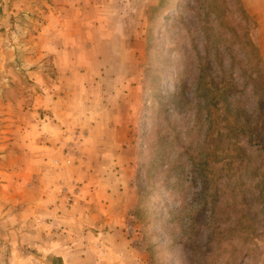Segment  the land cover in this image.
<instances>
[{
  "label": "rangeland",
  "instance_id": "rangeland-1",
  "mask_svg": "<svg viewBox=\"0 0 264 264\" xmlns=\"http://www.w3.org/2000/svg\"><path fill=\"white\" fill-rule=\"evenodd\" d=\"M52 2L0 0V264L15 263L11 241L23 239L8 219L20 209L16 185L37 183L21 137L25 103L39 93L26 73L37 67L26 61V42ZM149 27L135 104L121 109L123 172L99 173L97 183H131L137 206L126 231L146 264H264V153L238 140L235 162L228 157L236 139L212 98L235 84L231 98L250 111L260 97L250 78L264 73V0H161ZM84 149L71 141L55 168L89 163L88 183L103 157Z\"/></svg>",
  "mask_w": 264,
  "mask_h": 264
},
{
  "label": "crops",
  "instance_id": "crops-1",
  "mask_svg": "<svg viewBox=\"0 0 264 264\" xmlns=\"http://www.w3.org/2000/svg\"><path fill=\"white\" fill-rule=\"evenodd\" d=\"M160 2L53 0L48 22L26 42V61L37 65L26 73L39 93L25 103L21 137L37 183L17 184L12 198L20 209L8 219L23 238L11 241L14 264H146L126 231L137 206L131 183L97 181L118 165L123 172L128 120L121 109L135 104ZM71 141L103 157L88 183L82 167L89 163L54 166ZM115 237L121 243H111Z\"/></svg>",
  "mask_w": 264,
  "mask_h": 264
},
{
  "label": "trees",
  "instance_id": "trees-1",
  "mask_svg": "<svg viewBox=\"0 0 264 264\" xmlns=\"http://www.w3.org/2000/svg\"><path fill=\"white\" fill-rule=\"evenodd\" d=\"M255 66H258V64ZM250 79L254 84L255 93L260 95L259 98L255 99V106L250 111L240 105L238 98H231V95H234L238 89L235 84H231L227 88H220L221 90H218V88L212 90L214 93L213 102L217 106V116L219 120L222 119L228 124L227 136L236 139V142L230 143L227 147V150L232 152L228 154V157L232 158L233 162L236 160L235 153L242 150L239 143H237L238 140H245L246 144L251 147L250 149L254 150L256 148L255 151L264 153V73L258 74L257 78L251 77ZM221 101H228V106L220 107ZM220 123L215 128L219 137L224 135L222 133L223 122Z\"/></svg>",
  "mask_w": 264,
  "mask_h": 264
}]
</instances>
